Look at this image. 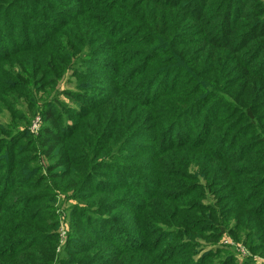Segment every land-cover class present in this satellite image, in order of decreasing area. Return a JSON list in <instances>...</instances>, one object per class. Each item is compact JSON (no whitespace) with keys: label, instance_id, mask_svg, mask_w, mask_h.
Wrapping results in <instances>:
<instances>
[{"label":"trees","instance_id":"trees-1","mask_svg":"<svg viewBox=\"0 0 264 264\" xmlns=\"http://www.w3.org/2000/svg\"><path fill=\"white\" fill-rule=\"evenodd\" d=\"M19 3L47 34L36 47L1 38L0 92L21 71L38 75L44 93L72 72L76 89L63 95L81 113L70 124L75 110L64 105L62 124L50 107L36 138L20 144L26 128L0 148V264H53L57 188L83 203L70 211V258L57 264L84 255L85 264H206L194 239L212 241L232 223L263 254L264 1L77 0L68 13L61 0H0V21ZM5 123L13 133L16 118ZM37 150L56 158L49 177ZM93 217L110 235L92 231ZM133 233L138 246L112 238ZM228 258L218 264H235Z\"/></svg>","mask_w":264,"mask_h":264},{"label":"rangeland","instance_id":"rangeland-1","mask_svg":"<svg viewBox=\"0 0 264 264\" xmlns=\"http://www.w3.org/2000/svg\"><path fill=\"white\" fill-rule=\"evenodd\" d=\"M76 1L77 0H61L60 9L68 13L70 10L72 11L75 8L76 10H78L81 8V5L76 3ZM28 6L29 8H31L33 5L29 4ZM24 8H26L25 4L19 3L16 7L11 8L12 13L10 14V19H7L6 21H4L5 19L2 20L3 24L1 23L2 21H0V40L1 38H5V40H7L9 33H11L12 38L16 39V41L14 40L12 44H15L20 47H36L37 44L43 42V36L47 34V31L45 32L44 29H42V24H44L43 21L37 19H30L29 14L25 12ZM15 16H19L20 18L16 19ZM1 18H5L2 11H0V19ZM63 20L65 19L61 18L60 22H63ZM9 22H12V27L10 28H8L7 26ZM31 23H36V28L28 30L27 27L30 26ZM0 50H4V52H7V46L0 44ZM20 58L21 56L17 57V59ZM27 58L30 59V56H27ZM11 70L15 69L11 68ZM17 70L20 71V69L16 67V70L14 72L18 73ZM39 78L40 77L38 75H32L30 72L21 71V73L14 78L13 82L7 77L2 83V89L0 92V148L4 149V152L8 149V143H10L11 137L14 134H17L18 132L23 131V129L29 128L30 134L27 136L26 139L20 138V144L22 142H27L32 140L33 138H36L42 132L43 127L48 124L44 121V112L46 109L52 107V112L59 111V114L63 113L61 116V120L63 118L62 124H65L66 121H68L67 117L65 116L66 113L64 111V105L67 108H71V110H75V112L70 115L72 119V121L69 122L70 124H72L73 121L77 119V116L81 113L78 105L63 95V92L67 88L76 89L77 79L73 76L72 72H66L65 75H63L62 79L58 83V88H55L54 90H52V87L46 89V92L49 93H44L39 87L40 84H36V82H39ZM34 79L35 82L33 81ZM10 82H12V84ZM36 85H38V87H36ZM169 86H171V82L168 83V87ZM13 88L14 90H16V93H12ZM43 90L45 91V89ZM14 117L16 118L17 125L14 126L12 130L15 131H13V133L11 134H4L1 128H6L7 124L5 122L9 121L10 118ZM38 142L39 141H37V146L39 148L40 143ZM32 154L36 158L38 166L42 167V169H40V174H43L44 176L48 175L49 177L50 173H48L47 167L52 166L56 158L53 157V154L47 157H43L44 155L38 150ZM48 181L49 185L53 184L56 187L58 186V179H56L55 181L49 178ZM3 188V191L7 190V184H4ZM67 191H63L59 188L54 190V192L50 191L53 194V199L51 201L53 205L48 211V222L57 226V229L56 227H54L53 234L58 235L55 250L56 257L54 258L53 264H57L58 258H63V260H68L70 258L66 247V233L68 234V232L70 231V227H72L73 225V217H71L70 211L74 206L83 204L79 203L78 201H72L71 199H69L68 193H66ZM208 195L209 194L207 193L206 198L202 199L203 204L212 202L211 199H208ZM121 210L123 209H120V211ZM111 214L112 213H106L105 216L109 217L111 216ZM92 223V231L96 235L101 234V231L104 230L105 233L112 231L108 223L102 224L101 222L97 221L94 217ZM231 226H233V223L228 224L225 232L219 237L213 239L212 241L194 239L197 240V242H199L198 244L200 245L199 247H197V251L195 253V255H197V258H195V260L199 262L200 260H204L206 264H218V261L225 258L227 259V257L230 256V258H232L231 260H233L235 264H264V253H259L260 251L256 250L253 247L254 242L247 241L243 235H239V233H236L234 235L231 232ZM211 232L216 231L209 230V235ZM115 233L116 232L113 231V234ZM106 234L110 235V233ZM131 236L132 237H129V242L128 237L125 238V236L120 237L121 240L118 239L119 236L112 238L113 240L115 238L116 240H119L118 242H121L122 245H124L125 241L126 244L124 246L126 247L134 245L138 246L141 243L140 235L137 233H133ZM79 238V241H77L79 242L78 244L86 243L88 241L85 236H81ZM215 252L220 253H217L218 256H209L210 254H213ZM85 257L86 255L83 256L82 261H79V263L82 262V264H85Z\"/></svg>","mask_w":264,"mask_h":264}]
</instances>
